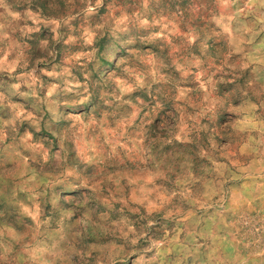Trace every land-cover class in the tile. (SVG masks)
Returning <instances> with one entry per match:
<instances>
[{"label":"clouds","instance_id":"9594fccd","mask_svg":"<svg viewBox=\"0 0 264 264\" xmlns=\"http://www.w3.org/2000/svg\"><path fill=\"white\" fill-rule=\"evenodd\" d=\"M0 264H264V0H0Z\"/></svg>","mask_w":264,"mask_h":264}]
</instances>
